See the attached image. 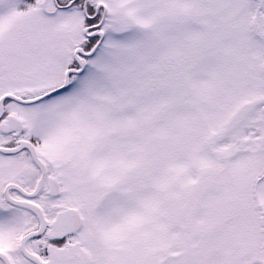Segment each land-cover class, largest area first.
<instances>
[{"label":"snow or ice","instance_id":"1","mask_svg":"<svg viewBox=\"0 0 264 264\" xmlns=\"http://www.w3.org/2000/svg\"><path fill=\"white\" fill-rule=\"evenodd\" d=\"M0 264H264V0H0Z\"/></svg>","mask_w":264,"mask_h":264}]
</instances>
